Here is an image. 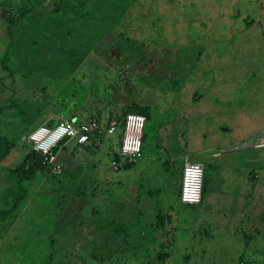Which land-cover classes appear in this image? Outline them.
I'll list each match as a JSON object with an SVG mask.
<instances>
[{"label": "rangeland", "instance_id": "rangeland-1", "mask_svg": "<svg viewBox=\"0 0 264 264\" xmlns=\"http://www.w3.org/2000/svg\"><path fill=\"white\" fill-rule=\"evenodd\" d=\"M261 55L264 0H0V134L14 142L0 161V209L4 191L17 188L16 169L36 151L28 139L35 126L74 114L105 121L133 102L147 104L150 117L141 174L130 176L161 180L183 162L182 140L193 138L185 161H201L207 180L200 205L168 193L174 230L158 224L138 242L114 220L119 145L100 137L78 161L62 149L55 163L41 159L46 166L0 237V264H147L165 254L166 264H264V145L226 130L228 120L264 127V75L252 73L264 70ZM185 88L203 94L199 108ZM88 161L105 184L69 167Z\"/></svg>", "mask_w": 264, "mask_h": 264}, {"label": "crops", "instance_id": "crops-1", "mask_svg": "<svg viewBox=\"0 0 264 264\" xmlns=\"http://www.w3.org/2000/svg\"><path fill=\"white\" fill-rule=\"evenodd\" d=\"M248 18H245V20L247 21V23L251 22L250 20H247ZM236 21H232L231 23L235 24ZM240 26H236L233 25V28H238ZM246 28V27H245ZM245 52H246V48H245ZM246 59H242V61H248V56L247 54H244ZM231 57V56H230ZM261 57L264 58V56L261 55ZM231 61H235V60H239V58H232L231 57ZM250 61H256V60H250ZM175 67V66H174ZM177 67V66H176ZM234 71V69L230 70V73ZM253 75H264V70L259 71L257 68L252 71ZM241 74V73H240ZM173 74H169L168 76L171 77ZM247 73L244 74V76L246 77ZM256 75V76H257ZM186 89V88H185ZM191 89V87H190ZM188 91V93L190 95H188V99L186 100H193L194 101V93L195 90H191ZM218 89V88H217ZM217 91V90H216ZM203 98V96H202ZM200 99H198L197 101H195V104L192 107H197L199 108ZM215 109L218 108V106L215 104L214 106ZM207 109H209L207 107ZM77 114H74L72 116V118H77ZM227 122H229V126L226 128V130H235L236 134L238 135L239 138H247V137H259L260 134H262L264 127H260V128H256L254 130L249 131V129L243 130L242 128L237 129V127H241L240 124H238L236 122V120L234 121H230L228 120ZM234 125H237L236 127L233 128ZM219 125V128H221ZM105 139H111V143L115 144L117 143L118 145H120L121 142V131H117L115 134L113 135H104L102 136ZM184 142V149L186 150V147L190 145V150H182L183 153H181V156H183V162L180 164L179 163H175V167L174 170L172 171V173H166L163 178L157 179L154 176L151 177H144V176H139V178L135 179L133 176H130L129 172L133 169V168H137V170H139L140 174H141V170L140 169V159L143 157V152L142 155L138 158H135L134 160H132V163H127L126 165L122 166L121 163H119V167L116 168L117 170H120L121 167H124L123 170H121V174H119L116 179L114 180V184H115V188L116 191H120L121 194H119L118 198H115L114 200V220L117 222L119 219H122L123 223H128L127 226H129V229L132 231L131 235L134 236L136 238V240L139 242L140 239L142 241V239L144 238H148L149 236H151L152 231H155L157 229H159L158 226V222H160V219L162 216H166V223L168 222L167 219V215L171 213L173 207L172 204L169 203L167 195L169 193V196H171L172 198H176V200H179V202H181L179 194H180V184L181 183V177L182 174L180 176H178L177 172H176V168L179 166L180 168L182 167V171H183V166L185 164V157L188 155H190L191 153L194 152L192 147L193 145L195 146L196 142L194 141L193 138H189L188 140H182ZM182 142V143H183ZM91 144L96 145L97 143L95 141L90 142ZM89 143V144H90ZM69 144L71 148H69ZM87 148H89V145H79L77 143V141L75 139H66L60 146V148L57 150V153L59 154L60 151L63 149L66 150L65 154H70L71 155V159L72 161L76 160L78 161L79 159L81 160V149L83 150H87L89 151ZM180 150V149H179ZM225 149H223L224 152ZM90 152V151H89ZM83 156V154H82ZM178 157H180L179 152L176 153V155L172 158V159H177ZM89 162V161H88ZM201 162V161H200ZM80 163V162H78ZM78 163L75 162H70L69 167L70 169L73 171L74 168H77V166H79V171H82V173H85V177L84 180L86 181V183H106V177L104 175H95V172H98V164L93 162V163H88V165H80ZM83 162H81L82 164ZM87 173V174H86ZM206 181H204V184L206 185ZM204 185V187H205ZM91 186V185H90ZM160 186V188H159ZM152 189H158V190H163L162 194L160 197H153L152 194ZM166 197L168 199H166ZM205 198V197H204ZM204 198H202V201L198 204L195 205H200L203 203ZM106 202V201H105ZM111 205V202H110ZM104 206V212H108L106 204L103 205ZM164 213V214H162ZM167 213V214H166ZM107 214V213H106ZM111 221V220H109ZM114 221V222H115ZM170 226V231L169 233H172V231L174 230L173 225L167 224V227ZM165 233V232H164ZM165 234H163L164 236ZM146 242L147 241H143Z\"/></svg>", "mask_w": 264, "mask_h": 264}, {"label": "built area", "instance_id": "built-area-1", "mask_svg": "<svg viewBox=\"0 0 264 264\" xmlns=\"http://www.w3.org/2000/svg\"><path fill=\"white\" fill-rule=\"evenodd\" d=\"M146 116L139 112H127L123 116H113L107 120L96 117L79 120L77 118H60L50 126L43 122L35 126L28 134L34 149L44 155L48 163H55L58 153L55 150L64 139H75L78 144H89L104 136L121 131L118 153L123 160L135 159L142 155ZM256 146L264 145L260 136L254 137ZM116 169L119 162L112 159ZM205 170L202 162L187 160L183 166L180 188V200L184 204H198L203 198Z\"/></svg>", "mask_w": 264, "mask_h": 264}, {"label": "trees", "instance_id": "trees-1", "mask_svg": "<svg viewBox=\"0 0 264 264\" xmlns=\"http://www.w3.org/2000/svg\"><path fill=\"white\" fill-rule=\"evenodd\" d=\"M1 66L4 69H9L7 50L4 51L1 57ZM202 96H203L202 93L195 92L193 98L194 100H198ZM148 109L149 107L147 106V104L133 102L132 104H129V106L124 111V113H122L118 117L123 116L127 112H139L146 116V121H147L150 117ZM98 119H101V118H98ZM65 140L66 139L62 140L60 144L57 147H55V150L59 149V146ZM79 145H82V144H79ZM86 145H89V144H86ZM13 146H14V142L11 139H9L3 134H0V161L11 152ZM112 158L116 159L119 163L122 164V166L126 165L127 163L131 164L132 160H134V159L123 160L118 152H114ZM41 159H44V155H42L39 152L32 151L31 153L27 154L23 164H21L15 171V180L17 183V186H16L17 188L15 190L7 189L4 191L3 193L4 206L0 209V237H2L8 231L14 219L21 212V208L29 194L31 186L33 187L35 185L36 180L39 177L38 172H37L38 167L40 168L42 166L44 168L46 166V165L40 164ZM27 161H29L30 164H28ZM56 170L60 171L59 168ZM159 224L162 226V229L165 233L170 231V226L167 227V224L170 225V222L168 221L166 223V216L161 217ZM243 254L244 253L240 255V259H242ZM167 256L166 254L163 257L157 256L155 260L147 264H166ZM133 263H135V261L131 260L129 264H133ZM68 264H72V263H68Z\"/></svg>", "mask_w": 264, "mask_h": 264}]
</instances>
